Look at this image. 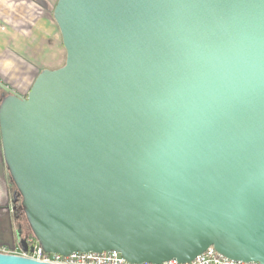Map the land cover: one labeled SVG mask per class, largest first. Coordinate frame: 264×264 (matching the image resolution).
I'll use <instances>...</instances> for the list:
<instances>
[{"label": "water", "instance_id": "water-1", "mask_svg": "<svg viewBox=\"0 0 264 264\" xmlns=\"http://www.w3.org/2000/svg\"><path fill=\"white\" fill-rule=\"evenodd\" d=\"M54 19L65 64L27 96L0 84L14 218L46 253L264 264V0H58ZM192 40L243 62L181 106Z\"/></svg>", "mask_w": 264, "mask_h": 264}, {"label": "crops", "instance_id": "crops-1", "mask_svg": "<svg viewBox=\"0 0 264 264\" xmlns=\"http://www.w3.org/2000/svg\"><path fill=\"white\" fill-rule=\"evenodd\" d=\"M58 0H0V84L27 96L38 75L62 67L66 60L60 29L54 19ZM0 90V99H1ZM9 174L0 132V245L21 250L11 211ZM16 231V232H15ZM20 247V248H19Z\"/></svg>", "mask_w": 264, "mask_h": 264}, {"label": "clouds", "instance_id": "clouds-1", "mask_svg": "<svg viewBox=\"0 0 264 264\" xmlns=\"http://www.w3.org/2000/svg\"><path fill=\"white\" fill-rule=\"evenodd\" d=\"M243 54L235 43L207 44L192 40L186 53L187 74L174 90L181 106H195L216 86L241 70Z\"/></svg>", "mask_w": 264, "mask_h": 264}, {"label": "built area", "instance_id": "built-area-1", "mask_svg": "<svg viewBox=\"0 0 264 264\" xmlns=\"http://www.w3.org/2000/svg\"><path fill=\"white\" fill-rule=\"evenodd\" d=\"M28 251L23 248L19 251L16 248L0 245V253L3 254H17L33 260L44 263L53 264H135L128 262L119 252L108 251L101 254L98 253H72L64 256L55 253H46L37 240L29 235L26 239ZM151 264V263H140ZM160 264H180L177 261H167ZM186 264H259L257 262H242L228 259L217 252L213 247L203 252L193 261Z\"/></svg>", "mask_w": 264, "mask_h": 264}, {"label": "rangeland", "instance_id": "rangeland-1", "mask_svg": "<svg viewBox=\"0 0 264 264\" xmlns=\"http://www.w3.org/2000/svg\"><path fill=\"white\" fill-rule=\"evenodd\" d=\"M25 222H26V221H25ZM25 222L23 223L24 225H25ZM20 228L22 229V230H21V231H22V233H25V232H24V231H25V228H24V226H23V225H21V226H20ZM15 232H16V231H15ZM17 240H18L17 242H18V243L21 245V243H20V238H18ZM19 248H20V247H19Z\"/></svg>", "mask_w": 264, "mask_h": 264}]
</instances>
